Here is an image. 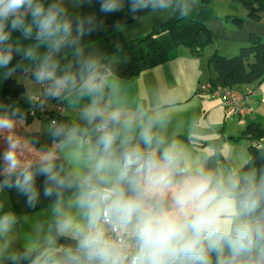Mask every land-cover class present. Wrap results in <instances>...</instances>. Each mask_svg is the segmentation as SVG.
I'll use <instances>...</instances> for the list:
<instances>
[{
  "label": "clouds",
  "instance_id": "obj_1",
  "mask_svg": "<svg viewBox=\"0 0 264 264\" xmlns=\"http://www.w3.org/2000/svg\"><path fill=\"white\" fill-rule=\"evenodd\" d=\"M196 4L0 0V264H264V173L193 153L90 39Z\"/></svg>",
  "mask_w": 264,
  "mask_h": 264
},
{
  "label": "crops",
  "instance_id": "obj_2",
  "mask_svg": "<svg viewBox=\"0 0 264 264\" xmlns=\"http://www.w3.org/2000/svg\"><path fill=\"white\" fill-rule=\"evenodd\" d=\"M94 7L97 10L98 4ZM228 7L231 8L230 1ZM226 14L232 15L230 12ZM215 17L208 22V26L215 34V41L218 39L225 43L223 48L213 43L198 56L189 49H177L166 62L136 76L120 79L133 100L143 101L149 106L157 99L163 101L171 117L169 133H175L193 153L210 156L214 146L223 140L220 147L223 160L217 165L241 169L249 159L251 142L247 138H237L249 123H257L264 129V80L254 87L255 93L249 99L252 113L243 120L230 116L218 100L201 95L199 85L213 77L212 69L207 64V58L213 52L232 57L248 44L251 34L264 39V13L258 22L245 19V13L241 16L245 21L238 29L229 21L218 22ZM164 21L166 20L156 17L138 19L125 25L124 31H116L114 25H107L105 31L93 34L90 39L99 44L108 58L124 42L144 35ZM2 87L0 97H3ZM245 88L246 86L241 90ZM11 203L18 212L27 211L24 209L23 198L18 197L15 192L11 193Z\"/></svg>",
  "mask_w": 264,
  "mask_h": 264
},
{
  "label": "trees",
  "instance_id": "obj_3",
  "mask_svg": "<svg viewBox=\"0 0 264 264\" xmlns=\"http://www.w3.org/2000/svg\"><path fill=\"white\" fill-rule=\"evenodd\" d=\"M229 1L232 8L242 6L246 10L247 20L258 22L261 14L264 13V0ZM211 4L212 0H197L194 11L187 18L168 19L154 26L144 35L118 46L108 60L119 77L130 78L166 62L169 58L168 51L180 45L188 47L192 54L200 55L216 39L214 32L208 26V22L214 16ZM118 19L125 25L134 21L124 13H118L108 16L105 22L107 25H115ZM221 19L231 22L237 28H241L245 21L244 18L235 15H226ZM207 64L213 72V77L207 81L213 87L228 86L239 89L244 86L256 87L264 80V39L251 34L248 44L241 47L238 54L225 57L213 52L207 58ZM21 91V86H17L14 80H8L3 84L1 95L16 98ZM242 138H247L251 145L249 159L240 170L264 173V146L257 147L253 144L256 141H264V129L257 123H249L237 140ZM222 141L214 146L213 153L208 156L209 164L212 166L223 160L220 152Z\"/></svg>",
  "mask_w": 264,
  "mask_h": 264
},
{
  "label": "built area",
  "instance_id": "obj_4",
  "mask_svg": "<svg viewBox=\"0 0 264 264\" xmlns=\"http://www.w3.org/2000/svg\"><path fill=\"white\" fill-rule=\"evenodd\" d=\"M199 93L218 100L225 111L232 117L243 120L252 113L249 99L255 93L254 87H248L243 90L228 86L213 87L208 81H205L199 85ZM45 115L48 118H52L56 116V113L49 112L45 113ZM253 144L261 147L264 146V141H256Z\"/></svg>",
  "mask_w": 264,
  "mask_h": 264
},
{
  "label": "rangeland",
  "instance_id": "obj_5",
  "mask_svg": "<svg viewBox=\"0 0 264 264\" xmlns=\"http://www.w3.org/2000/svg\"><path fill=\"white\" fill-rule=\"evenodd\" d=\"M228 2H229L228 0H212V4H211L212 5V11H213L214 16H216L215 18H216V20H218V22H219V20L224 22V19H221V18H223L225 15H227L226 13H228V12H230L232 15H235V17H240V18H242L241 16H243L246 13V10L242 6H239L237 8L228 7ZM235 28L238 29L236 26H235ZM213 43L216 44L218 47L221 46L222 48L225 45V43H223L222 41H220L218 39L216 41H214ZM182 48L189 49L188 47L182 46V45L176 47L175 49H171L170 51H168L169 58L174 55V52H176L177 49H178L177 51L185 50Z\"/></svg>",
  "mask_w": 264,
  "mask_h": 264
}]
</instances>
